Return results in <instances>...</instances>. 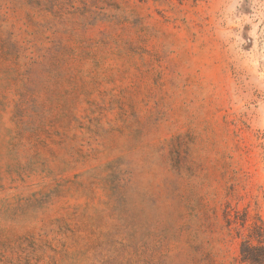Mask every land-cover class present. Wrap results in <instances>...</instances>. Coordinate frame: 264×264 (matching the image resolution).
<instances>
[{
  "label": "rangeland",
  "instance_id": "374dc122",
  "mask_svg": "<svg viewBox=\"0 0 264 264\" xmlns=\"http://www.w3.org/2000/svg\"><path fill=\"white\" fill-rule=\"evenodd\" d=\"M264 247V0H0V264H248Z\"/></svg>",
  "mask_w": 264,
  "mask_h": 264
},
{
  "label": "trees",
  "instance_id": "16d2710c",
  "mask_svg": "<svg viewBox=\"0 0 264 264\" xmlns=\"http://www.w3.org/2000/svg\"><path fill=\"white\" fill-rule=\"evenodd\" d=\"M241 260L248 264H264V247H252L247 242L241 247Z\"/></svg>",
  "mask_w": 264,
  "mask_h": 264
}]
</instances>
